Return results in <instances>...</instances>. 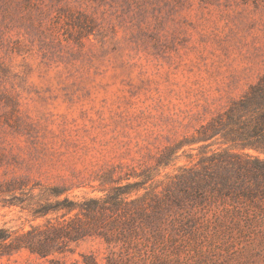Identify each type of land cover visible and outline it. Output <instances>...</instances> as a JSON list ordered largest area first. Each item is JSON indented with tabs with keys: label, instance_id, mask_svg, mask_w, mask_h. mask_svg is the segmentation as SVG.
Wrapping results in <instances>:
<instances>
[{
	"label": "rangeland",
	"instance_id": "rangeland-1",
	"mask_svg": "<svg viewBox=\"0 0 264 264\" xmlns=\"http://www.w3.org/2000/svg\"><path fill=\"white\" fill-rule=\"evenodd\" d=\"M263 74L264 0H0V229L14 240L73 219L84 199L144 175L133 195L160 193L219 146L184 145L160 163L165 148ZM220 224L233 247L203 264H264V220ZM7 243L0 264L107 255L99 238L47 257Z\"/></svg>",
	"mask_w": 264,
	"mask_h": 264
},
{
	"label": "trees",
	"instance_id": "trees-1",
	"mask_svg": "<svg viewBox=\"0 0 264 264\" xmlns=\"http://www.w3.org/2000/svg\"><path fill=\"white\" fill-rule=\"evenodd\" d=\"M191 144L219 147L202 152L196 164L180 167L160 193L133 195L151 179L144 175L141 182L84 199L73 219L48 220L14 240L0 229V242L8 241L4 253L25 248L47 257L88 238L105 244V264H203L209 254L228 251L233 234L220 220H264V74L196 129L192 139L165 148L159 162ZM60 193L54 190L52 195ZM50 211L42 206L35 213Z\"/></svg>",
	"mask_w": 264,
	"mask_h": 264
}]
</instances>
